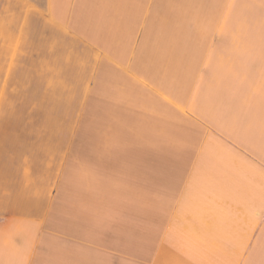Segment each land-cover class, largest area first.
I'll return each mask as SVG.
<instances>
[{"label":"crops","instance_id":"0c3cea01","mask_svg":"<svg viewBox=\"0 0 264 264\" xmlns=\"http://www.w3.org/2000/svg\"><path fill=\"white\" fill-rule=\"evenodd\" d=\"M37 23L64 66L20 142L0 115V264H264V0H0V106Z\"/></svg>","mask_w":264,"mask_h":264},{"label":"rangeland","instance_id":"374dc122","mask_svg":"<svg viewBox=\"0 0 264 264\" xmlns=\"http://www.w3.org/2000/svg\"><path fill=\"white\" fill-rule=\"evenodd\" d=\"M13 18H17L13 14ZM40 23L27 27V41L21 42L14 40L11 43V74L7 79L11 86H7L6 98L7 105L0 106V115L8 113L12 115V134L13 142H20L23 137H20V130L32 124L31 115L35 112L36 107L44 104L48 86L52 82L53 72L52 66H64L63 61L52 56V41L47 35L49 29H44L41 32ZM14 32L18 33V27H13ZM59 68V67H57ZM56 74L60 76L57 72ZM55 99V98H54ZM27 121V122H26ZM33 129V127H31ZM26 134H24L25 136ZM16 144V143H13Z\"/></svg>","mask_w":264,"mask_h":264}]
</instances>
